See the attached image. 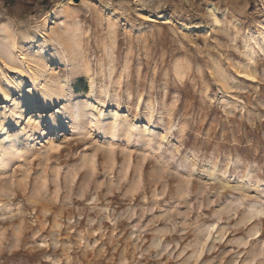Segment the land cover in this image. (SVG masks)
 <instances>
[{
    "label": "rangeland",
    "instance_id": "obj_1",
    "mask_svg": "<svg viewBox=\"0 0 264 264\" xmlns=\"http://www.w3.org/2000/svg\"><path fill=\"white\" fill-rule=\"evenodd\" d=\"M64 1L0 0V264H264V0Z\"/></svg>",
    "mask_w": 264,
    "mask_h": 264
},
{
    "label": "bare ground",
    "instance_id": "obj_2",
    "mask_svg": "<svg viewBox=\"0 0 264 264\" xmlns=\"http://www.w3.org/2000/svg\"><path fill=\"white\" fill-rule=\"evenodd\" d=\"M66 3H68V1H64L63 2V4H66ZM71 2L69 1V4H70ZM62 5V4H61ZM43 52V51H42ZM108 116H109V118L111 119V120H117V113L116 112H114V111H111V112H109V114H108ZM71 118V115H70V113H66V111H64V110H60V112L58 111V119H59V122H54V121H52V120H50V121H52L53 122V124H54V126H55V128H54V130H53V136L52 137H50V144L51 145H53V144H55L56 142H57V140H58V135H59V130L62 128V125H64V124H66V121L67 120H69ZM53 126V127H54ZM23 132L21 131V134H22ZM17 135H15V133L14 132H11L9 135H7V137L3 140V142H2V144H3V146L5 147V150H4V152L6 151V152H8V151H10V148H13V147H15L16 145H19V140L17 139V137H16ZM29 140H31V138L30 137H28L27 138V141H26V144H28V142H29ZM5 154V153H4Z\"/></svg>",
    "mask_w": 264,
    "mask_h": 264
},
{
    "label": "water",
    "instance_id": "obj_3",
    "mask_svg": "<svg viewBox=\"0 0 264 264\" xmlns=\"http://www.w3.org/2000/svg\"><path fill=\"white\" fill-rule=\"evenodd\" d=\"M80 0H74L75 3H78Z\"/></svg>",
    "mask_w": 264,
    "mask_h": 264
}]
</instances>
